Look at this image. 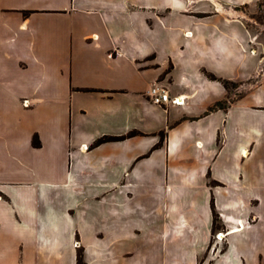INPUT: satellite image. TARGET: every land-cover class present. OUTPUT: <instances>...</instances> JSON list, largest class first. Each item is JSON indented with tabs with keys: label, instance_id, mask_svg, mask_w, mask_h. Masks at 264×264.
<instances>
[{
	"label": "crops",
	"instance_id": "crops-1",
	"mask_svg": "<svg viewBox=\"0 0 264 264\" xmlns=\"http://www.w3.org/2000/svg\"><path fill=\"white\" fill-rule=\"evenodd\" d=\"M256 1L0 0V264H78L79 252L84 264H143L126 247L120 185L134 171L160 184L166 167L170 188L141 196L165 200L160 235L178 242L159 245L158 264H199L213 209L217 231L229 232L212 264H264V84L213 108L228 97L221 78H248L255 64L225 5ZM157 84L185 104L153 103ZM237 107L233 128L249 138L228 155L237 169L229 180L216 172L225 149L214 118L226 124ZM205 119L213 123L195 137L191 125ZM105 135L126 137L94 145ZM147 160L149 171L138 170ZM244 162L250 192L241 191Z\"/></svg>",
	"mask_w": 264,
	"mask_h": 264
},
{
	"label": "rangeland",
	"instance_id": "rangeland-1",
	"mask_svg": "<svg viewBox=\"0 0 264 264\" xmlns=\"http://www.w3.org/2000/svg\"><path fill=\"white\" fill-rule=\"evenodd\" d=\"M225 11L230 16H233L235 19L239 20L241 22V25L243 27V32L245 34L244 39V47L245 51H248L250 54L254 56L255 64L252 72L250 73V76L248 78H243L241 75V78L239 81H230L227 79H222L223 81L227 82L226 88L228 89V97L218 102L219 104H215L213 108H222L225 109L230 105V102L233 100H236L237 98H241L246 94H253L257 91L259 86L264 84V0H258L256 2H253L251 4L246 5H240L235 7H229L225 5ZM211 78L219 79L216 75L209 74ZM258 97L262 100H264V88L261 89L258 93ZM186 99V98H185ZM185 99L183 104H185ZM181 104V105H183ZM199 103H194L193 108H196V106ZM190 107L189 109H185L182 111L184 115H189L193 108ZM242 113V107H237L231 115V118L227 120L226 118L223 119V122L227 121L226 124H222V116L219 114L214 119L218 120V125L221 124V126L218 127L220 130V136L221 140L223 139L224 143V149L225 152L222 156L221 162L218 163L216 166V172L218 174H224L229 180L233 177V179L236 177L237 169L233 165L232 161H229L228 155L234 150L235 144H238L239 142L245 143L247 142V139L249 138L247 133H241L238 134L233 128V120H238L240 118V115ZM184 115H181L184 116ZM167 117L168 115L165 114ZM171 116V114H170ZM175 116V115H173ZM233 116V117H232ZM236 117V118H234ZM171 118V117H170ZM149 122L146 121L145 125H149ZM213 121L210 119L202 120L199 123H195L191 125V130L194 132L195 137H199L202 135H205L203 131H199V128L203 129L205 126H210ZM146 127H149L147 126ZM217 134V130H216ZM162 135V139L165 140L164 133H159L157 135ZM262 135V134H261ZM203 137V136H202ZM205 138V137H204ZM218 143L217 148L221 145ZM261 143L264 144V136H260ZM239 141V142H238ZM201 142L198 141L197 145L200 146ZM140 162H138L139 164ZM144 163V165H143ZM225 163V165H223ZM143 165V166H142ZM138 166V170H148L152 167L150 165V162L144 161L141 162ZM147 167V168H146ZM149 171V170H148ZM252 168L248 162H244L241 164L240 167V175L242 176V187L241 191L243 192H250L252 188ZM172 169L166 167L165 171L162 175H160V181H162L160 184L152 183V182H140L136 178L135 171L130 172L127 174V177L124 178L125 184L120 185L123 187V190L126 194V207L128 210V213L126 215V231L128 233V236L126 237L125 243L128 252L133 253V257H139L144 258L145 262L143 261V264H158L157 261V251L158 255L162 258L164 251L159 247V245H162L163 243H178L173 242L172 240H169L168 237L164 238L160 233H163V225L165 223L166 215L164 214V208L163 203L165 200L158 201L157 199H154L153 197H144L141 198L142 194L152 191H157V186H161V190L165 192L166 189L170 188L168 183L166 182V176L168 174V178L171 176ZM146 179V178H145ZM162 179V180H161ZM199 183V180L198 182ZM213 185H216V183H213ZM174 187H177V183L174 185ZM199 187V186H198ZM196 193L194 195L195 202L197 205H200L202 203V197L201 193L204 191L203 189H196L194 190ZM167 202V201H166ZM170 204L173 202L171 200L168 201ZM177 200L175 202V212L170 213L172 214L168 220H170L171 225L173 224V221H175L176 214H179L178 210L182 207L183 209V203ZM189 200L186 201V206L189 205ZM181 204V207L178 205ZM185 205V204H184ZM183 214H186L185 211L182 212ZM169 214V215H170ZM168 215V216H169ZM220 223V219L217 217L216 224ZM220 225V224H219ZM199 226V225H198ZM217 227L214 229L212 233V237L210 239V242L207 243L206 251L204 255L201 258V262L199 264H203L206 259H210L212 264V260L220 257V255L224 252L226 249L227 243H226V234L229 232H220L224 233L223 239L220 238V233L217 231ZM219 233V236L218 233ZM205 244V243H202ZM159 247V249H158ZM130 255V254H129ZM131 257V256H129ZM148 259V260H147ZM166 256L164 259L161 260L162 264H166ZM264 261V260H263Z\"/></svg>",
	"mask_w": 264,
	"mask_h": 264
},
{
	"label": "built area",
	"instance_id": "built-area-1",
	"mask_svg": "<svg viewBox=\"0 0 264 264\" xmlns=\"http://www.w3.org/2000/svg\"><path fill=\"white\" fill-rule=\"evenodd\" d=\"M150 97H151L152 102L155 104H165L168 102L179 104V101L184 100V98L181 96L171 98L167 88L163 85H158V84L154 85L150 89ZM179 98H183V99H179ZM219 233L217 236H219ZM75 245H78V243H75Z\"/></svg>",
	"mask_w": 264,
	"mask_h": 264
},
{
	"label": "trees",
	"instance_id": "trees-1",
	"mask_svg": "<svg viewBox=\"0 0 264 264\" xmlns=\"http://www.w3.org/2000/svg\"><path fill=\"white\" fill-rule=\"evenodd\" d=\"M224 85L227 86V82L224 81ZM219 104H217L218 106ZM137 134V132L135 131H132L128 134V136H132V135H135ZM126 136H108V135H105V136H102L100 138H98L95 142H94V145H99L101 143H104V142H108V141H116V140H120L122 138H125ZM34 144L35 145H39V142L37 139L34 140ZM217 217H218V214L215 212V210L213 209V230L217 227V224H216V221H217ZM78 264H84V261H83V257H82V253L79 252L78 254Z\"/></svg>",
	"mask_w": 264,
	"mask_h": 264
},
{
	"label": "bare ground",
	"instance_id": "bare-ground-1",
	"mask_svg": "<svg viewBox=\"0 0 264 264\" xmlns=\"http://www.w3.org/2000/svg\"><path fill=\"white\" fill-rule=\"evenodd\" d=\"M179 99H183V98H179ZM185 99V98H184ZM183 102H184V100H182V101H179V105L180 104H183ZM245 154H247V152L245 151L244 152ZM223 237H224V233H220V238H222L223 239Z\"/></svg>",
	"mask_w": 264,
	"mask_h": 264
}]
</instances>
